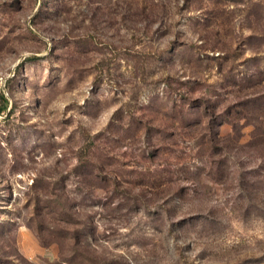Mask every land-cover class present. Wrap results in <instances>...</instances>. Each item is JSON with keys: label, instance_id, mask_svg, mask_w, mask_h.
Listing matches in <instances>:
<instances>
[{"label": "rangeland", "instance_id": "374dc122", "mask_svg": "<svg viewBox=\"0 0 264 264\" xmlns=\"http://www.w3.org/2000/svg\"><path fill=\"white\" fill-rule=\"evenodd\" d=\"M0 264H264V0H0Z\"/></svg>", "mask_w": 264, "mask_h": 264}, {"label": "trees", "instance_id": "16d2710c", "mask_svg": "<svg viewBox=\"0 0 264 264\" xmlns=\"http://www.w3.org/2000/svg\"><path fill=\"white\" fill-rule=\"evenodd\" d=\"M3 98H4V96H3ZM5 99V98H4ZM5 101H6V104H7V99H5Z\"/></svg>", "mask_w": 264, "mask_h": 264}]
</instances>
